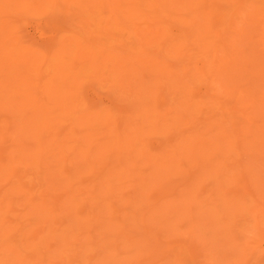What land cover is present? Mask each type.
<instances>
[{
	"label": "rangeland",
	"instance_id": "374dc122",
	"mask_svg": "<svg viewBox=\"0 0 264 264\" xmlns=\"http://www.w3.org/2000/svg\"><path fill=\"white\" fill-rule=\"evenodd\" d=\"M0 264H264V0H0Z\"/></svg>",
	"mask_w": 264,
	"mask_h": 264
},
{
	"label": "bare ground",
	"instance_id": "6f19581e",
	"mask_svg": "<svg viewBox=\"0 0 264 264\" xmlns=\"http://www.w3.org/2000/svg\"><path fill=\"white\" fill-rule=\"evenodd\" d=\"M37 61V60H36ZM130 65V64H129ZM131 66V65H130ZM128 67V66H127ZM25 68V67H24ZM27 68V67H26ZM36 68V67H35ZM129 68V67H128ZM132 69V68H131ZM28 71H30V70H28ZM17 77V76H16ZM11 81V80H10ZM16 81V80H15ZM22 83V82H21ZM8 86V85H7ZM37 88V87H36ZM56 90V89H55ZM23 95V94H22ZM17 96V95H16ZM38 99V98H37ZM21 102V101H20ZM24 103V102H23ZM21 105H22V103H21ZM9 165V164H8Z\"/></svg>",
	"mask_w": 264,
	"mask_h": 264
}]
</instances>
